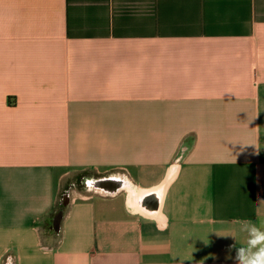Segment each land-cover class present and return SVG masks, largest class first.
Here are the masks:
<instances>
[{"label": "crops", "instance_id": "1", "mask_svg": "<svg viewBox=\"0 0 264 264\" xmlns=\"http://www.w3.org/2000/svg\"><path fill=\"white\" fill-rule=\"evenodd\" d=\"M245 223L264 0H0V264H236Z\"/></svg>", "mask_w": 264, "mask_h": 264}, {"label": "clouds", "instance_id": "2", "mask_svg": "<svg viewBox=\"0 0 264 264\" xmlns=\"http://www.w3.org/2000/svg\"><path fill=\"white\" fill-rule=\"evenodd\" d=\"M241 230L248 233V239L244 245L230 246L235 249L232 259L236 264H264V229L245 223Z\"/></svg>", "mask_w": 264, "mask_h": 264}, {"label": "trees", "instance_id": "3", "mask_svg": "<svg viewBox=\"0 0 264 264\" xmlns=\"http://www.w3.org/2000/svg\"><path fill=\"white\" fill-rule=\"evenodd\" d=\"M61 214L62 213H61L60 209L55 213V217H54V223H55V225H57L58 222L60 221Z\"/></svg>", "mask_w": 264, "mask_h": 264}, {"label": "water", "instance_id": "4", "mask_svg": "<svg viewBox=\"0 0 264 264\" xmlns=\"http://www.w3.org/2000/svg\"><path fill=\"white\" fill-rule=\"evenodd\" d=\"M104 182V181H103ZM112 190H116L117 188H111Z\"/></svg>", "mask_w": 264, "mask_h": 264}, {"label": "bare ground", "instance_id": "5", "mask_svg": "<svg viewBox=\"0 0 264 264\" xmlns=\"http://www.w3.org/2000/svg\"><path fill=\"white\" fill-rule=\"evenodd\" d=\"M128 188H129V185L128 184H125Z\"/></svg>", "mask_w": 264, "mask_h": 264}]
</instances>
